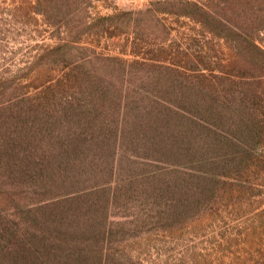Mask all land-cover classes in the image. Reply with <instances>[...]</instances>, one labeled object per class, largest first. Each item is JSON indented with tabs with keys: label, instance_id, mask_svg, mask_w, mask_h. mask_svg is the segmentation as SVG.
Returning a JSON list of instances; mask_svg holds the SVG:
<instances>
[{
	"label": "rangeland",
	"instance_id": "1",
	"mask_svg": "<svg viewBox=\"0 0 264 264\" xmlns=\"http://www.w3.org/2000/svg\"><path fill=\"white\" fill-rule=\"evenodd\" d=\"M247 92L264 0H0V264H264V178L201 174Z\"/></svg>",
	"mask_w": 264,
	"mask_h": 264
},
{
	"label": "trees",
	"instance_id": "2",
	"mask_svg": "<svg viewBox=\"0 0 264 264\" xmlns=\"http://www.w3.org/2000/svg\"><path fill=\"white\" fill-rule=\"evenodd\" d=\"M224 106L205 111L211 118H221L228 133L225 137L213 138L211 145L207 144L213 154L201 158L209 167H204L201 174H204L203 179H209L205 184H209L206 186L210 190L226 184L238 189L252 188L264 178V95L256 92L233 95L226 98ZM219 173L227 181L218 179Z\"/></svg>",
	"mask_w": 264,
	"mask_h": 264
}]
</instances>
